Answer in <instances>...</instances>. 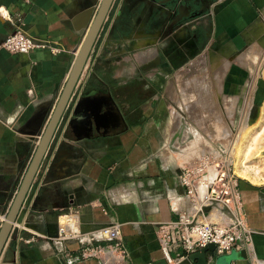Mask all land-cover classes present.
Returning <instances> with one entry per match:
<instances>
[{
  "label": "crops",
  "instance_id": "crops-1",
  "mask_svg": "<svg viewBox=\"0 0 264 264\" xmlns=\"http://www.w3.org/2000/svg\"><path fill=\"white\" fill-rule=\"evenodd\" d=\"M100 2L0 0V42L20 28L60 46L55 54H18L0 46V224ZM183 2L113 0L85 63L89 76L73 90L95 98L98 124L92 130L67 125L45 183L30 210L19 213L17 222L25 216L24 225H13L0 264H196L179 245L165 248L157 238L158 227L187 205L177 178L185 123L178 114L169 116L180 92L177 74L187 60L194 66L204 58L223 95L242 101L240 89L264 57V0ZM193 7L198 16L184 21ZM75 97L59 129L71 117ZM239 189L251 239L248 258L233 256L231 264H264V178L240 176ZM71 200L85 228L120 223L122 259L82 257L71 242V255L79 256L68 262L55 248L47 236L55 234L57 214ZM96 200L106 212L90 204ZM229 254L208 252V263Z\"/></svg>",
  "mask_w": 264,
  "mask_h": 264
},
{
  "label": "built area",
  "instance_id": "built-area-1",
  "mask_svg": "<svg viewBox=\"0 0 264 264\" xmlns=\"http://www.w3.org/2000/svg\"><path fill=\"white\" fill-rule=\"evenodd\" d=\"M0 46L18 54H27L33 49L49 50L53 54L60 51V46L55 42L35 38L20 28L9 31L1 40ZM88 76L89 71L84 66L76 86L82 88ZM74 94L76 97L79 95L75 92ZM66 127L67 123L61 129L59 125L56 126L27 190L20 212L27 213L30 210L40 188L44 185L46 175L64 138ZM196 136L186 137L178 148L183 161L182 165L178 166L177 178L178 184L183 188L187 205L177 210L176 218L158 227L157 238L165 248L173 244L179 245L186 256L208 243L215 245L216 254L247 250L251 232L244 227L243 204L239 189L240 176L235 171L234 140L229 139L225 144L208 143ZM90 204L99 206L106 212V208L99 200ZM212 213H217L219 218L213 220L210 217ZM4 216L5 214L2 216L3 219ZM56 222L55 234L47 237L55 248L66 256L68 262L79 256L71 255L69 246L71 242L78 244L75 250H80L82 257L90 256L112 262L125 256L119 222L110 221L95 228H85L82 226L79 210L74 207L72 200L65 210L57 214ZM15 225L22 226L19 222Z\"/></svg>",
  "mask_w": 264,
  "mask_h": 264
},
{
  "label": "rangeland",
  "instance_id": "rangeland-1",
  "mask_svg": "<svg viewBox=\"0 0 264 264\" xmlns=\"http://www.w3.org/2000/svg\"><path fill=\"white\" fill-rule=\"evenodd\" d=\"M190 2L191 0H185L183 4L186 5ZM193 11L194 14L191 15L190 12L185 11L189 16L184 17L183 20L191 21L192 15L197 17L198 9L194 8ZM200 61V63L196 61L193 66L187 60V64L177 74V78L181 82V86L179 84L180 92H177L169 116L178 114L184 119L183 123L185 124L182 126L185 128L184 135L188 138L193 135L192 132L196 131L198 136L196 134L194 136L201 139H205L207 136L222 141L233 139L234 152L236 151L237 158L246 161L245 164L254 161L260 167V171L264 172V160L261 157L255 158L258 153L264 155V128L262 129L263 118H261L262 113H264V57L260 60L261 66L257 68L258 70L247 76V84L240 89V93L242 92L244 95L242 101H239L238 98V100L235 99L234 95L231 98L223 95L220 85L216 83L218 77H213L209 66L206 64L207 60L202 58ZM257 84L261 90L258 97L253 98ZM254 132L260 133L257 134V138L255 137V140L257 139L256 145L254 144L255 141L252 143L253 140L249 139ZM238 171H240L239 168H237ZM243 172L238 174L242 177H245V174L251 175L249 172ZM262 179L263 177L255 176V179L251 180L259 181ZM27 227L38 231L29 225Z\"/></svg>",
  "mask_w": 264,
  "mask_h": 264
},
{
  "label": "water",
  "instance_id": "water-1",
  "mask_svg": "<svg viewBox=\"0 0 264 264\" xmlns=\"http://www.w3.org/2000/svg\"><path fill=\"white\" fill-rule=\"evenodd\" d=\"M113 0H101L95 16L82 40L79 50L73 60L69 75L66 79L65 85L58 98V101L43 129L36 143L34 152L28 162L25 172L21 178L18 189L11 201L9 209L7 210L2 223L0 224V254L3 247L12 231L13 225L17 222L19 217L20 208L27 193V190L31 184L33 176L40 164L42 156L54 134L56 126L63 115L67 103L73 93V90L77 84L78 78L85 66L87 58L92 50V47L96 41L99 31L108 15ZM78 97L75 98L71 106V117L67 121V125L73 130L79 126H87V129L92 130L93 125L98 124V116L95 98L91 96H81V90L77 93ZM25 221V216L19 221L22 225ZM215 245L208 243L202 248L193 251L189 254L188 258L196 264H207L209 252L211 256L215 254ZM236 256L237 258L247 259L248 253L246 249H241L237 252L231 251V254L227 256L215 257V264H231V258Z\"/></svg>",
  "mask_w": 264,
  "mask_h": 264
},
{
  "label": "bare ground",
  "instance_id": "bare-ground-1",
  "mask_svg": "<svg viewBox=\"0 0 264 264\" xmlns=\"http://www.w3.org/2000/svg\"><path fill=\"white\" fill-rule=\"evenodd\" d=\"M219 80V79H218ZM214 84V83H213ZM264 112V111H263ZM263 115H262V117L261 118H263V125H262V129L264 128V113H262ZM259 133V132H258ZM257 132H254V133H252L251 135H250V137H249V139H251V141L253 140V142L252 143H254V141H255V145L257 144L256 143V141H257V139L255 140V137L257 138L258 136H257V134H258ZM260 134V133H259ZM248 139V140H249ZM253 144V145H254ZM250 149V148H249ZM236 150H237V148H236ZM236 152V151H235ZM236 154V153H235ZM257 157H261L263 160H264V155H260V153H258V155L256 154L255 155V158H257ZM245 162L246 161H243V159H239V158H237V156H236V164H235V171H236V173L238 174L239 172H243V171H245V173L246 172H249V173H251V175H246L245 174V177H247V178H249V179H255V176H258V177H263L264 178V176H263V174H264V172H262V171H260V167L256 164V163H254V161L252 162V163H250V164H245ZM237 168H239V170L240 171H238L237 172ZM241 169H243V170H241ZM244 173V172H243ZM242 173V174H243ZM239 175V174H238ZM239 176H241V175H239ZM253 176V177H252ZM242 177V176H241ZM24 225V223L22 224V226Z\"/></svg>",
  "mask_w": 264,
  "mask_h": 264
}]
</instances>
